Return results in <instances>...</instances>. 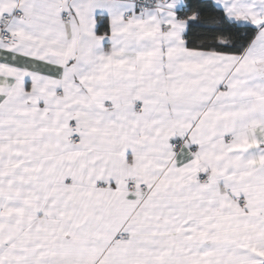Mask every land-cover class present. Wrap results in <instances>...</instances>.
I'll return each instance as SVG.
<instances>
[{
  "label": "snow or ice",
  "instance_id": "1",
  "mask_svg": "<svg viewBox=\"0 0 264 264\" xmlns=\"http://www.w3.org/2000/svg\"><path fill=\"white\" fill-rule=\"evenodd\" d=\"M0 264H264V0H0Z\"/></svg>",
  "mask_w": 264,
  "mask_h": 264
}]
</instances>
